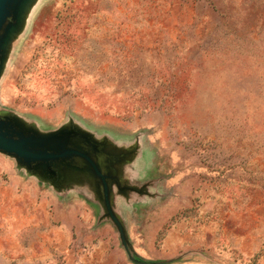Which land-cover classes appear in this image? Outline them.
Instances as JSON below:
<instances>
[{
	"label": "rangeland",
	"instance_id": "374dc122",
	"mask_svg": "<svg viewBox=\"0 0 264 264\" xmlns=\"http://www.w3.org/2000/svg\"><path fill=\"white\" fill-rule=\"evenodd\" d=\"M0 113L122 156L127 244L84 175L0 153V264H264V0H36Z\"/></svg>",
	"mask_w": 264,
	"mask_h": 264
},
{
	"label": "water",
	"instance_id": "95a60500",
	"mask_svg": "<svg viewBox=\"0 0 264 264\" xmlns=\"http://www.w3.org/2000/svg\"><path fill=\"white\" fill-rule=\"evenodd\" d=\"M35 2L0 0V74L8 48ZM105 150V142L95 140L74 125L40 133L16 117L0 113V153L14 158L20 168L40 173L52 184H59L67 174L84 175L93 183L105 215L116 226L127 250L124 227L113 212L110 200L112 185H119L112 164H117L122 156ZM130 259L139 263L133 255Z\"/></svg>",
	"mask_w": 264,
	"mask_h": 264
},
{
	"label": "flooded vegetation",
	"instance_id": "af4514ba",
	"mask_svg": "<svg viewBox=\"0 0 264 264\" xmlns=\"http://www.w3.org/2000/svg\"><path fill=\"white\" fill-rule=\"evenodd\" d=\"M105 152H107L108 153V151L107 150H105ZM103 165V164H102ZM115 165L116 164H112V167L114 168V170H115ZM113 175V174H112Z\"/></svg>",
	"mask_w": 264,
	"mask_h": 264
},
{
	"label": "trees",
	"instance_id": "16d2710c",
	"mask_svg": "<svg viewBox=\"0 0 264 264\" xmlns=\"http://www.w3.org/2000/svg\"><path fill=\"white\" fill-rule=\"evenodd\" d=\"M135 257V259H138L136 256H134Z\"/></svg>",
	"mask_w": 264,
	"mask_h": 264
}]
</instances>
